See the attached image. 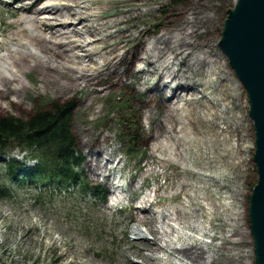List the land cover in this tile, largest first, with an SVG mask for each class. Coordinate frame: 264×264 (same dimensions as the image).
I'll return each mask as SVG.
<instances>
[{"label": "rangeland", "instance_id": "1", "mask_svg": "<svg viewBox=\"0 0 264 264\" xmlns=\"http://www.w3.org/2000/svg\"><path fill=\"white\" fill-rule=\"evenodd\" d=\"M235 1L130 0L131 6L137 4L132 18L136 29H132V33L137 35L138 30L149 28L155 30L156 35L160 27H178L185 16L191 17L192 11L202 12L210 19L201 30H208L207 39L218 44L227 10L233 8ZM53 2L59 3L48 6L43 2L39 9L45 11L39 16L38 8L29 10L34 0H0V58L4 59L16 44L31 47L34 54L41 56L31 45L34 38L56 31L78 46L80 70L87 65L91 70L101 67L104 54L94 49L103 45L98 42L102 36L95 20L98 9L84 0ZM127 62L129 58L125 64ZM226 70L234 81H239L229 61ZM39 76L37 71H31L29 82L24 79L29 90L23 95L22 103L5 105L0 108V115L27 117L42 104L73 103L71 132L82 154L78 170L84 173L88 189L73 186L67 191H54L52 185L16 187L15 181L10 183L2 170L4 162L14 158L27 168L36 162L19 150L2 155L0 184L10 183L11 193L0 199V264L207 263L209 245H219L221 240L205 236L204 229L211 234L216 232L209 223L219 221L210 211L225 210L228 199L224 192L195 188L184 189L177 198L171 180L166 178L172 169L165 174L146 173L147 168H155V165L148 158L149 139L142 116L144 93L120 86L104 97L94 98L90 108H83L87 90L58 94L53 86L47 85L42 91ZM229 88L230 82L214 89L195 78L188 89H178L170 111L169 132L152 142L151 147L162 158L190 161L192 167L212 176H227L234 166L245 167L240 175L225 178V191L228 197L238 199L244 231L238 246L242 254L238 263L255 264L248 218L249 196L257 181L252 158L253 122L248 115L247 93L241 83L239 97L244 104L240 109L246 115L244 136L229 128L224 120V106L232 101ZM13 99L17 97L12 96L11 101ZM84 129L92 130V136L85 137ZM103 134L108 135L106 151L113 149L115 158L122 159V169L116 172V177H120L118 183L125 189L131 181L136 185L132 194L128 192L136 202L130 215L128 200H122L118 190L110 192L101 177L93 179L87 164V151L97 148ZM95 186L106 189L105 201L98 191L92 190ZM143 238L154 241L155 246L142 250ZM124 254L129 255L128 260L124 259ZM213 264L232 262L223 252L219 262Z\"/></svg>", "mask_w": 264, "mask_h": 264}, {"label": "trees", "instance_id": "2", "mask_svg": "<svg viewBox=\"0 0 264 264\" xmlns=\"http://www.w3.org/2000/svg\"><path fill=\"white\" fill-rule=\"evenodd\" d=\"M84 1L98 9L95 20L98 21L102 35L98 42L103 45L94 49L103 52V65L91 70L86 64L87 68L80 70L78 66L82 62L79 61L78 46L63 39L56 31L34 38L31 45L41 56L34 54L31 47L16 44L13 49L8 50L4 59L0 58V108L14 102L22 103L23 95L29 90L24 79L28 81L31 71L40 73L42 91L47 85L53 86L58 94L87 90L88 96L83 100V108H90L94 98L104 97L113 88L120 86L143 92L145 100L142 108L145 111L142 116L146 120L145 129L149 139L148 158L155 165V168H147L146 173L165 174L166 170L172 169L166 178L171 180L170 184L177 198L184 189L190 188L224 192L228 199L226 209L214 208L210 211V215L219 221L209 223L212 229H217L216 232L211 234V231L208 233L204 229L205 236L208 234L212 240H221L219 245H209L210 254L207 255L205 264L219 262L223 252L232 264H239L242 254L238 246L242 243L244 231L236 203L238 199L236 196H227L225 178L240 175L246 170L245 167L234 166L227 176H212L192 167L190 161L162 158L151 147L152 142L169 132L170 111L176 92L178 89H188L195 78L214 89L230 82L232 101L224 106V120L229 128L244 136L242 131L246 127V115L240 109L244 104L239 97L241 83L234 81L226 70L228 59L219 51L217 43L212 44L207 39L208 30H201L210 16L192 11L191 17L185 16L178 27H160V32L156 35L155 30L143 28L135 35L132 29H136V25L132 23V18L137 4L131 6L130 0ZM43 2H47L48 6L55 4L53 0H34L29 10L39 9ZM43 11L45 10L39 9L38 15H43ZM126 58H129L127 64ZM34 90L37 91L36 88ZM12 96L17 97V100L11 101ZM72 106L73 103L69 102L45 106L42 104L27 117L0 115V155L17 149L28 153L37 163L32 168L21 169L14 158L4 162V174L7 178L16 179L17 186L25 183L17 178L19 176L35 185L53 182L57 187L76 184L82 190L88 188L84 173L78 170L82 155L77 150L71 132ZM84 131L85 137L92 136V130ZM107 141L108 135L103 134L97 148L87 151V164L93 179L100 180L101 177L110 192L118 190L121 199L128 200L130 215L136 202L128 192L132 194L136 185L131 181L125 189L118 183L120 177H116V172L122 169V159L115 158L113 149L106 151ZM98 190L101 199L105 200V191L102 188ZM9 192V186L0 184L1 199L8 196ZM207 195L214 196L210 193ZM191 204L195 205L194 202ZM130 219L133 220V217ZM223 231L225 233L222 234Z\"/></svg>", "mask_w": 264, "mask_h": 264}, {"label": "water", "instance_id": "3", "mask_svg": "<svg viewBox=\"0 0 264 264\" xmlns=\"http://www.w3.org/2000/svg\"><path fill=\"white\" fill-rule=\"evenodd\" d=\"M218 46L247 93L257 172L248 218L254 262L264 264V0H236L227 10Z\"/></svg>", "mask_w": 264, "mask_h": 264}, {"label": "bare ground", "instance_id": "4", "mask_svg": "<svg viewBox=\"0 0 264 264\" xmlns=\"http://www.w3.org/2000/svg\"><path fill=\"white\" fill-rule=\"evenodd\" d=\"M218 45V44H217ZM219 47V46H218ZM222 52V51H221ZM223 53V52H222ZM224 54V53H223ZM225 55V54H224ZM226 56V55H225ZM226 58H227V56H226ZM228 59V58H227ZM229 61V60H228ZM140 244H142L143 246V249L142 250H144L146 247H154L155 246V242L154 241H152V240H150V239H147V238H143L142 239V243H140ZM124 259H126V260H128L129 259V255H127V254H124Z\"/></svg>", "mask_w": 264, "mask_h": 264}]
</instances>
